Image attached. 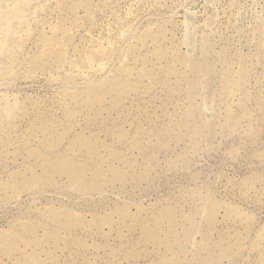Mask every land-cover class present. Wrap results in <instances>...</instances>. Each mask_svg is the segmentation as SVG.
<instances>
[{"label": "rangeland", "instance_id": "rangeland-1", "mask_svg": "<svg viewBox=\"0 0 264 264\" xmlns=\"http://www.w3.org/2000/svg\"><path fill=\"white\" fill-rule=\"evenodd\" d=\"M74 2L0 0V138L10 133L9 120L12 117L19 119L15 131L21 134L33 123L41 126L53 118L60 119L67 106L73 102L72 93L94 86L110 76L117 77L124 64L135 65L136 57L132 51L136 45L142 47L139 38L146 30H164L167 33L164 41V48L169 52L167 57L173 56V49L178 45L181 56L194 55L197 67L191 74L195 82L192 116L184 118L178 114L184 125L177 127L172 134L153 136L150 143L147 138L148 147L143 150L130 149L126 139L113 137L112 131L120 127L134 134L136 130H132L135 125H131L134 121L137 125L143 124L148 130L154 129L156 134L162 133L164 124L170 120L169 115L177 112L181 96L175 95L172 98L174 95L167 89L170 86L164 87L166 79L160 75L153 80L150 93H132L123 103L105 111L104 123L101 120L75 122L71 137L88 129V135L102 137L107 144L114 142L117 153L115 165L126 174L114 178L113 182L94 181L93 184L98 186L87 193L67 188L62 177H58L56 183L27 190L13 199L0 190V230L15 227L18 219H30L38 207L49 204L65 205L90 214L104 213L125 205L132 206V210L136 211V205L150 207L170 199L175 204L181 197L183 207L188 208L191 201H186V198H190L194 190H201L205 194L210 192L239 204L255 215V223L244 248H232L229 257L220 264H244L249 257L255 258L257 251L252 252L253 243L257 231L264 226V63L260 60V57L264 59V0H111L108 5L103 0H94L95 10L91 12L84 8L72 11ZM57 7H61L62 11ZM54 26L61 29L58 30L59 36H63L62 29L67 27L66 30L74 39L67 49V63L63 69L46 67L45 73L40 71L30 77L31 64L28 62L43 48L39 44L40 34H52L51 28ZM96 41L104 42L107 48L116 49L103 70L98 71L97 66L91 67L87 59L81 63L85 66L87 62L89 66L86 68H80L76 62L72 64L79 48L82 53L86 48H92ZM241 63L248 73L244 77L243 91L232 101L235 102L236 111L240 112L237 102L241 95L250 114H243L239 119L238 114L230 116L220 99V91L227 78L238 76ZM208 65L211 66L209 69ZM142 66V63H137L138 69ZM65 76L70 79L64 80ZM169 81L174 83L176 79L171 77ZM146 83L149 81L145 80ZM107 99L108 106H111L113 98L110 96ZM67 101L71 102L68 104ZM146 101L151 102L148 115H151L155 123L150 122L147 114H139L135 109L130 115V106L134 104L138 109L142 105V110ZM179 104L184 107L183 99ZM20 109H28L36 116H28L25 111L17 113ZM38 110L42 116H37ZM37 144L35 141L26 146L21 140L19 151L16 146L10 145L8 152L0 153V184L15 171H25L26 166H33L38 175L43 174L42 168L35 163L36 158L29 152ZM66 146L64 144L62 148ZM87 159L91 160L89 156ZM136 172L141 177L135 176ZM253 175H257L252 183L254 188L244 193L243 180ZM221 214H224L223 209L219 214L222 222ZM228 222L227 225H232L231 221ZM201 224L203 228L206 227L205 230L209 226L204 221ZM239 228L246 235L245 228ZM109 230L110 227L106 226L105 231ZM231 230L235 234L236 229ZM126 234L131 244L142 238L140 230L131 233L127 230ZM39 235H42V231ZM80 235L86 236L81 231ZM100 235L103 236L102 233ZM197 238L201 240L202 236L199 234ZM86 239L89 245L93 244L91 236ZM101 240L105 243L103 237ZM111 241L114 243L113 238ZM45 246L46 249L52 248L47 244ZM77 250L75 247L60 253L63 263L65 260L70 262V252L73 251L78 257V264H96L93 263L94 249L86 252V257L92 261L89 263L85 262ZM182 257L184 264H206V261L194 258L192 252ZM155 259L151 256L141 257L137 262L153 264ZM98 264H105V260H100Z\"/></svg>", "mask_w": 264, "mask_h": 264}, {"label": "bare ground", "instance_id": "bare-ground-1", "mask_svg": "<svg viewBox=\"0 0 264 264\" xmlns=\"http://www.w3.org/2000/svg\"><path fill=\"white\" fill-rule=\"evenodd\" d=\"M103 1L106 5L111 2V0ZM61 3L63 2L61 1ZM94 4V0H75L71 8L72 11L84 8L87 12H91L95 10ZM61 5L64 6V4ZM61 7L59 8L61 9ZM78 17H80V14ZM66 28L62 29L63 36H59L58 33L61 29L57 26L51 28L52 34L40 32L39 44L43 48L35 53L32 60L28 62L31 64L28 76L32 77L40 71L45 73L46 67L54 70L65 67L68 46L72 40L74 41ZM166 37L167 33L164 30H146L144 35L139 38L142 47L136 45L132 51L136 57V64L131 65L126 62L127 64H124L118 73L116 72L117 77L115 75L110 76L94 86L72 93L71 99L73 102L69 104L71 101H67L69 105L65 111L63 110L62 118H53L50 122L40 124L41 126L33 123L30 128H27L21 134L15 131L19 119L12 117L9 120L10 133L0 138V153L8 152L10 145L16 146L19 151L21 140L25 142L26 146L37 141V147L30 148L29 152L31 156L36 158L37 162L35 163L37 167L42 168L43 174L38 175L33 166H26L25 171H15L9 176L7 175L8 178L0 184L1 192L7 193V197L13 199L27 190L42 187L49 183H56L57 178L62 177L67 188L87 193L98 186L93 184L94 181L102 180L108 183L113 182L114 178L125 175L126 173L123 174L115 165L114 158L117 153L114 142L107 144L101 139L102 137L93 134L88 135V129H83L71 137L74 124L81 121L89 123L93 120L95 122L101 120V123H104L103 114L105 111H110L120 105L132 93L141 95L150 93L154 85L153 80L160 75H164L166 79L164 87L170 86L167 89L174 95L172 98L175 95H180L179 102L183 99L184 107L179 102L177 103V112L175 115H169L170 120L166 122L167 124H164L163 131L160 134H156L154 129L148 130L143 124L139 123L137 125L134 121L131 123L132 126L135 125V129L132 130H136L134 134L120 127L112 131V135L119 140L126 139L130 149L143 150L148 147V144H146L147 138L150 139V141H147L150 143L153 136L165 135V133L172 134L177 127L183 126L184 123L179 119L178 114H181L184 118L192 116L195 82L192 80L191 74L197 66L194 55L183 57L179 54V45L173 49V56L169 55L168 57L171 58H168L167 48H164ZM103 43L97 42L92 48L88 47L85 51L83 50L84 53L83 51L81 53L79 48L75 52L77 57L75 56L74 61L72 60V64L76 62L77 66L83 69L89 63L93 68L97 66L98 71L103 70L106 61L110 60L116 51L114 47L107 48ZM85 59L88 63L86 62L87 65L83 66L81 63ZM52 60L54 64H52ZM260 60L264 63L262 57H260ZM23 61L25 62L26 59ZM139 62L143 66L138 69L137 63ZM210 67L208 65V69ZM247 73V69L241 63L238 76L227 78V81L223 82L220 91V99L229 110L230 116L238 114L239 119L243 114L249 115L250 112L245 107V101L241 95L237 105L242 112L236 111L235 102L232 101V98L243 91L244 77ZM69 76H65L63 79L69 80L71 77ZM171 77H175L176 81L174 83L169 81ZM145 80H148L149 83L144 84ZM110 96L113 98L112 102L114 103L108 106L110 98H107ZM135 106L133 104L129 107L130 115L134 109L139 114L144 115L145 113L148 115L150 113V101L145 102L142 110V105L138 109ZM62 107H65V105ZM48 109L49 107L46 110ZM22 111H25L24 113L28 116H36L32 111L30 113L28 109H20L17 113ZM38 111L37 116H42ZM127 117L128 115H126ZM148 119H150V122L155 123L151 115H148ZM117 122H119V119H117ZM16 136L22 138H16ZM64 144H67V146L62 148ZM87 156L91 160H88ZM134 175L141 177V174L138 173ZM256 177L257 175H253L243 180L245 187L242 190L244 193H248L250 189L254 188L252 183ZM180 199L181 197L175 204L170 199L163 204L154 203L150 207L136 205V211L132 210V206L125 205L104 213L90 212V214L79 212L65 205L49 204L38 207L36 210L34 209L36 213L31 214L30 219H18L15 227L0 230V264H64L60 253H66L67 250H73L75 247L80 252V256L84 257L86 263L92 262L90 258L86 257V252L94 249L95 260L93 263L96 264L100 260H105V264H139L138 259L149 256L156 258L154 260L155 264H184L182 255L189 252H192L194 258L206 261V264L213 262L220 264L225 258L229 257L228 254L232 248H244L252 232L255 215L246 211L239 204L219 198L210 192L205 194L201 190H194L190 193V198H186V201H191L188 208L183 207V199ZM222 209L224 210V214H221L223 217L222 222L227 225L228 221H231L232 225L225 227L226 225L220 221L219 214ZM202 221L209 225L206 230V227H202ZM106 226L110 227L109 232L105 231ZM219 226H222L223 229L221 228V230ZM239 226L245 228L246 235L241 231L242 229L240 230ZM232 228L236 229L235 234L231 233ZM127 230L129 233L140 230L142 233L141 240L131 244L132 241L129 242L126 234ZM40 231H42V235H39ZM80 231L84 232L86 236L80 235ZM101 233L103 236L100 235ZM199 234L202 236L201 240L197 238ZM216 234H218V237H216ZM89 236L94 239L93 244L88 240L91 245L86 241L88 239L86 237ZM102 237L105 243H102V240L99 241ZM112 238L114 243L111 241ZM45 244L52 248L46 249ZM58 250L61 252H58ZM263 250L264 226H261L257 231L256 241L252 247V252L257 251V256L255 258L249 257L244 264H264ZM102 252H104V255H102ZM70 253L71 260L70 262L65 260V264H78V257L73 254V251ZM110 259L112 260L111 263L109 262Z\"/></svg>", "mask_w": 264, "mask_h": 264}]
</instances>
